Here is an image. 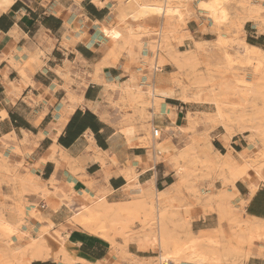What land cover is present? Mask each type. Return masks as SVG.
Masks as SVG:
<instances>
[{"label": "crops", "instance_id": "1", "mask_svg": "<svg viewBox=\"0 0 264 264\" xmlns=\"http://www.w3.org/2000/svg\"><path fill=\"white\" fill-rule=\"evenodd\" d=\"M121 1L0 0V115L5 114L0 118V155L8 161L0 158L5 172L0 169V173L5 184L1 189L11 202L4 203L6 207L22 203L30 217L33 208L47 210L41 195L46 189L64 204L72 200L77 207L89 204L93 196L121 200L129 186L164 192L179 184L183 170L177 171L176 160L184 149L185 131L192 126L189 117L186 122V111L197 103L168 98L161 111H156L148 96L147 105L135 98L136 89L147 93L154 84L151 60L155 52L146 38L141 39V49L134 45L120 50L106 36L104 29L118 24L116 7ZM199 1L208 0L185 1L189 14L176 38L184 34L207 40L201 35H214L209 19L210 24L204 25L207 15L198 7ZM256 2L264 7V0ZM161 23L155 19L151 25ZM170 26L177 24L171 21ZM258 26L246 22L242 39L255 41V46L264 50V34ZM190 44V40L185 41L176 48ZM170 69V64L165 67L166 78L173 72ZM128 87L135 88L134 97L127 92ZM144 111L147 117L141 124L138 115ZM202 111L190 110L188 116L194 118V113ZM141 126L150 127L152 132L160 129L161 136L152 135L149 141L145 132L136 130ZM211 135L215 149L222 154L228 146L236 154L243 153L250 144L242 135H235L230 142L222 134ZM16 175L32 178L18 185L19 191L26 188L18 200L11 182ZM215 188L232 196L243 219L264 221V181L254 171L238 178L233 186L225 187L219 180ZM58 219L56 216L44 225L56 222L57 229L69 234L73 256L102 264H132L131 259L122 261L111 246L97 238L89 237L72 249L74 242L62 226L68 222L58 223ZM218 225L216 214L207 219L196 215L192 230L206 232ZM262 245L263 241L253 244L249 252L255 255L245 264H264ZM150 253L151 249L142 251L138 245H129L125 254L140 263L154 258L148 256ZM56 260L32 264H61Z\"/></svg>", "mask_w": 264, "mask_h": 264}, {"label": "bare ground", "instance_id": "2", "mask_svg": "<svg viewBox=\"0 0 264 264\" xmlns=\"http://www.w3.org/2000/svg\"><path fill=\"white\" fill-rule=\"evenodd\" d=\"M185 1L186 0H122L116 7L118 10V24L115 27L110 29L106 28L104 29L105 31L103 30L112 43L119 44L121 48L126 49H131L136 43V40L142 35H151L152 33H156L158 35L157 44L154 46L155 55L151 60L155 76L154 84L149 88L147 93L139 90L140 87H136L138 89H136L137 95L135 98L140 100L143 105H147L145 96H148L151 98V102L156 108V111H161V107L168 98L177 99L183 103H187V89L180 87V90L176 91L171 85V82L164 77L165 67L170 64L176 69L175 71H182L184 69L183 57L186 55L191 56L193 52H196L209 64H222L223 62H226L231 68V77L226 78L219 76L217 77L218 79L208 88L209 101L217 107L216 118L223 129V137L226 141L230 142L234 135L252 133L254 137L261 138L260 140H262L264 138V125L259 123V118L256 117V113L252 114L254 115L252 117V124L250 126L246 125L245 114L232 113L225 115L219 108V100L222 98L226 100L231 96L243 98L246 97L244 94H259L260 90L257 86L253 87L251 82L244 77H239V74L234 71L244 69L252 72L253 74H261L262 69L264 68V50L260 47L249 44L245 41V39H240L234 49L236 51L235 54L223 51L227 48L228 43L220 31L222 26H226V24L230 23L232 16L231 11L233 8L231 4L235 0L199 1L198 7L206 13L208 19L214 27L211 31H214V33L216 32V38L213 41L195 40L192 36H190L192 39V41H190L191 44L184 51L177 50L174 45L169 46L168 41L180 31L183 23L186 22L185 15L188 11L186 10ZM245 1L249 0H244V2ZM96 2L99 3L98 1ZM260 9V7L256 6L252 8L249 13L259 12ZM152 16H158V18H160L163 22L159 25L157 30L153 29L151 25L141 26L139 24L137 28L132 26V23L139 21L145 22L147 19L150 20L149 18ZM238 17L239 18L236 19L238 20L237 24L239 26L241 24H245L250 19L249 16H246L245 10H243L242 15ZM171 21L176 22L177 27H171ZM255 23L259 25L258 27H261L260 31L264 34V19ZM234 24H236V22ZM211 44L218 49L223 48L222 53L210 47L209 45ZM204 79L205 78H200V81ZM163 84H165V86H163ZM126 90L129 94H132L135 91V88L133 89V87H128ZM4 115H0V118ZM152 115L153 113L151 116ZM233 123L240 124L238 131L233 132ZM212 139L213 136L208 135L204 137L202 143H192L193 146L191 150L194 151L197 149L199 151L198 160L201 163L219 165L226 169L232 186L238 178L247 175V172L250 169L254 171V175L256 177H258L261 181H264V174L261 169L262 164L257 160L258 155L262 154L264 151L262 144L253 143V146L255 147L254 151L257 150V153L255 152V156L245 159L243 154L246 153V151L236 154L230 146H228L227 153L222 154L219 150L215 149ZM26 179L31 180L32 178L18 177L17 175L13 176L11 179L12 181L10 180L13 183V195L23 198V192L26 188L19 191L18 185L20 183L23 184ZM179 187L180 186L177 184V186L169 188L167 191L159 192L154 189L144 191L140 186H129L121 200L117 201L115 199H108L106 196H93L89 204L87 203V205L77 207L72 206V200L69 204L59 202V199L51 191L46 189L43 194H40L46 203H53L51 205L52 208L42 211L36 207L32 210L35 223L39 224L44 229L42 232H37L36 226L30 228L27 232L20 231L15 224L9 223V221L5 218V211L0 214V224L1 226L5 225L7 227L10 235L6 244L0 247V264H6L1 258L8 256L10 253L13 254V256L19 254L23 255V257H25L24 261L26 264H31L33 261H47L52 258H60L67 264L77 263V261H81L85 264H102L99 261H93V259L88 260L82 257L79 259V257L77 258L73 256V254H71L72 252L69 251L70 248L68 246L70 243L69 234L65 232L62 233L61 230L57 229L55 224L56 222L51 223L52 225L50 227H46L44 223L48 220L53 221L56 216L59 218L58 223L60 222L59 220H64L77 226H86L89 223H113L118 220L123 213H130V210L133 207L120 206V204L128 202L135 205H140L143 202H146L151 206V209L154 207L155 211L150 210L148 215L149 220L147 225L156 229V241H158V246L162 251L166 250L168 246L169 234L167 232L166 222L167 213L166 210L162 208V203L163 201L176 195L178 191H180ZM133 188L135 191H133ZM252 190L255 191L256 186H254ZM129 194H134L131 201L126 200V197ZM241 204L240 207H242ZM242 222L244 225L242 227V231L240 232L239 230L238 235L241 240H245L248 237L247 239L249 240L259 239L264 242L263 220L250 217V221L242 220ZM215 230L217 229L213 228L209 231ZM203 241L207 243L208 246V249L204 252L196 249L195 246H188L186 248L187 263L236 264L234 257L230 254L219 253L221 248L219 242L212 240L209 236L204 237ZM165 258L166 257L162 255V259L164 260Z\"/></svg>", "mask_w": 264, "mask_h": 264}, {"label": "rangeland", "instance_id": "3", "mask_svg": "<svg viewBox=\"0 0 264 264\" xmlns=\"http://www.w3.org/2000/svg\"><path fill=\"white\" fill-rule=\"evenodd\" d=\"M231 5L233 8L231 11L232 16L230 23L226 24V26H222L220 31L228 43L227 48L223 50V48H216L213 46V44L209 45L210 47L218 50L220 53H222L223 50L231 54H235V47L239 43L240 39L245 37L242 28L244 24L239 26L237 24L238 20L236 19L239 18L238 16L242 15L243 10L246 11V16L250 17L249 21L257 22L264 19V7L257 3L256 0H249L245 2L244 0H235ZM256 6L261 8L260 11L249 13V11ZM149 19L150 20L147 19L145 22L139 21L132 23V26L134 25L136 28L139 26V24L141 26H148L151 25L155 19L160 18H158V16H152ZM205 19L207 22L204 25L207 26V24H210L208 23V16H205ZM235 22L236 24H234ZM185 24L186 22L183 23V25ZM151 26L156 30L159 27L157 25ZM182 29L183 26L180 28V31H182ZM202 29L205 33L206 27L203 26ZM177 34H175L174 37L168 41L169 46L174 45L180 47L185 41L187 42L189 39L191 41L190 36L181 34L180 38H176ZM142 38L150 40L151 45H153L151 48H153L155 52L154 46L157 44L158 35L156 33H152L151 35H144L138 38L134 45H138L140 49L142 47ZM200 38L213 41L216 38V32L213 36L203 37L201 35ZM114 44L120 50L126 49L121 48L119 44ZM187 48L188 47L186 46L178 49L184 51ZM183 63L184 69L182 71H175L176 69L173 67V69L170 70L175 72L170 73L168 78H166V74H164V77L171 82V85L176 91H179L180 87L187 89V103H197L196 106L188 107L186 111V122L188 123L189 117L192 126H190V129L185 131L186 141L185 145H182L184 149L180 152L179 158L176 160L177 171L183 170V175L179 179L180 184H178L180 186V191L178 194L163 201L162 203V208L166 210L167 213L166 222L167 232L169 234L167 249L163 251L161 250V248L158 246V241H156V229L147 225L149 220L148 215L150 210H154V207L151 209V206L146 202H143L140 205L130 204L129 202L120 204V206L123 207L126 206L133 208L130 210V213H123L122 216L113 223H89L86 226H77L72 223L63 224L62 226L68 230L70 233V238L74 242V244L70 246L72 249H77V245L79 243L84 242L90 237L105 241L109 246L112 247L114 252L118 254L121 260L124 262H128V259H131L132 264H182L187 263L186 248L188 246H195L196 249L202 252L208 249L207 243H205L203 239L204 237L209 236L212 240L219 242L221 247L219 253L230 254L234 257L236 264H245L251 256L253 257L255 255L249 251L253 247V244H256L261 240H249L247 239L248 237L245 240H241L238 237L239 230L241 232L244 225L242 220L250 221V218L243 219L238 207L232 202V196H230L226 190L218 191L215 188V184L219 180L222 181L225 187L229 184H232L226 169L219 165L201 163L198 160L199 151L197 149L194 151L191 150L193 146L192 143H202L204 137L211 135L213 132L214 134H222V136L224 135L223 129L216 118L217 107L214 106L211 101H209L208 88L218 79L217 77L219 76L226 78L231 77V68L226 62H223L222 64H209L196 52H193L191 56H184ZM234 72L239 74V77L246 78L252 83L253 87L257 86L260 90L259 94H244L246 97L243 98L231 96L226 100L222 98L219 100V108L225 115L232 113L245 114V124L249 126L252 124V117L254 116L252 114L256 113V117L259 118V123L264 125V68L262 69L261 74H253L252 72L244 69L236 70ZM200 78L205 79L200 81ZM190 110L203 111L201 113H194L195 117L192 118L191 115L188 116ZM138 116L140 118L138 120H141L142 124L146 121L147 112L144 111ZM129 118L131 117L127 116V119ZM239 125V123H233V132L238 131ZM136 130L145 132L148 140H152V129L150 127L145 128V126H141V128ZM241 135L247 137L248 141L250 142L249 146L247 147L248 150H245L246 153L243 154L245 159L255 156V147L253 146V143L262 144L264 147V138L262 141L260 140L261 138L254 137L252 133ZM188 143H191V145ZM214 144L216 147H218V144ZM2 157L3 156L0 155L2 160L8 162ZM257 160L261 162V169L263 170L264 151L262 154L258 155ZM249 171L253 170L250 169ZM1 172L4 171L1 169ZM1 179L2 176L0 173V200L2 201L0 202V214L5 211V218L9 221V223L15 224L20 231L27 232L30 228L36 226V231L42 232L44 229L39 224L35 223L32 210L29 212V214L30 217H32L31 220L33 221L29 219V215L26 213V211H24L25 207H22V203L18 202V204H16V206L13 208H9L4 205V203L10 202V200L3 194L1 187L5 184ZM134 194H129L126 197V200L131 201ZM13 196L14 198H17V200L19 199V197H16L15 195ZM68 199L70 200L69 197ZM59 202L62 201L59 200ZM52 204V202L47 203V209L52 208ZM71 204L72 206H76L74 201L71 202ZM213 214H216L218 218L219 225L218 227H215L217 230L200 233H196V231L192 230V224L196 215L200 218L202 217L207 219ZM9 238V230L5 225L1 226L0 224V247L4 246ZM129 245H138L139 249L142 251L151 249L153 253H150L148 256H152L154 258L143 260L140 261V263H137L132 257L125 254ZM261 247L264 248L263 245ZM162 255L166 257L164 260L162 259ZM22 257L23 255L19 254L13 256V254L10 253L8 256H4L1 259L6 264H26L24 261L25 257ZM56 261L61 264L66 263L60 258Z\"/></svg>", "mask_w": 264, "mask_h": 264}, {"label": "built area", "instance_id": "4", "mask_svg": "<svg viewBox=\"0 0 264 264\" xmlns=\"http://www.w3.org/2000/svg\"><path fill=\"white\" fill-rule=\"evenodd\" d=\"M152 135L154 138H159L161 136V130L160 129H154L152 132Z\"/></svg>", "mask_w": 264, "mask_h": 264}, {"label": "trees", "instance_id": "5", "mask_svg": "<svg viewBox=\"0 0 264 264\" xmlns=\"http://www.w3.org/2000/svg\"><path fill=\"white\" fill-rule=\"evenodd\" d=\"M249 42V44H252V45H255L256 44V42L255 41H248Z\"/></svg>", "mask_w": 264, "mask_h": 264}]
</instances>
